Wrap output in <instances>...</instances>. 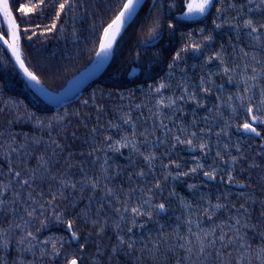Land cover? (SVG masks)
<instances>
[{
    "label": "trees",
    "instance_id": "obj_1",
    "mask_svg": "<svg viewBox=\"0 0 264 264\" xmlns=\"http://www.w3.org/2000/svg\"><path fill=\"white\" fill-rule=\"evenodd\" d=\"M46 2L51 4L53 0H46ZM80 2L86 6V18L85 8L76 10L75 19L72 10L69 9L67 14L57 21V27L52 32L40 35L37 31V35L31 41L22 40L23 58L30 68L36 69L42 77V83L53 92H57L69 77L80 71L95 53L91 43L83 42L86 32L80 33V43L71 42L73 28H86L93 22L102 27L114 15L111 10L115 7L112 0H80ZM160 2L161 0H146L137 12L138 15H143L141 9L147 10L152 3L159 5ZM169 2L171 0H164L165 18L162 19V24L166 29L168 18H176L178 20L176 32L170 37L165 31L163 38L155 41L149 48L146 56L156 50L161 53L160 62L152 65V71L149 74L144 71L148 67L147 59L139 63L135 60V53L138 50L142 51L136 46L140 44L141 39H146V29L145 32H141L140 24H133L131 21L123 36L119 37L118 43L114 45L115 51L111 54L103 73L87 85L74 100L58 107L43 103L27 88L12 65L6 49L0 45V186H6L4 194L0 196V200L4 201L0 204V229L7 232L10 222L14 225L19 222L21 215H26L24 205L30 203L25 199L29 191H32L34 197L42 193L43 201L51 199V194L55 193L57 200L54 204L65 211L67 218L74 220L75 229L81 233L79 242L85 243V236L91 232V235L87 236V250L83 256V264H177V262L191 264L190 261L184 259L185 250L178 246L183 241L173 235L177 229L180 235L187 234L186 221L188 219L199 220L200 227L204 229L224 222L227 231V225L235 223L232 217H243L241 223L246 222L249 225L247 229H241V231L245 235L246 242L252 245L251 264H258L255 259V249L260 245L262 235H264V215H262L264 213V146H262L261 138L255 137L254 134L237 133L235 127L228 130L230 132L228 136L217 137L215 135L224 126L223 120L219 118L213 123L216 97L220 95L221 99L225 100L228 95L237 90L236 80L229 83L227 77L220 73L217 66L218 61L201 69L203 56L200 59L187 57L186 75L189 77L190 85H197L195 89L190 86L189 91H196L199 98L204 101L205 107H197L196 103L186 97V102L177 104L179 111L162 110L166 116L172 117V120L164 121L169 127L179 128L183 125L189 133L197 132L195 147L189 149L186 144H178L170 156L163 155L171 147L170 142L167 146L153 148L152 151L158 158L154 161L152 169L147 167L142 156L131 155L128 147L120 148L118 152L107 147V144L118 141L124 133H131V126L123 123L125 114H128L132 122L136 124L138 132H144L146 129L151 132L155 123L156 134L155 136L149 135L150 141L157 137L164 138L165 133L158 127L159 120L154 121L151 118L154 100L149 97L148 87L156 84L168 72L167 63L171 54L182 47L185 42H191L187 40V33L193 32L191 39L196 42L203 39L198 31L200 28L205 29V35L211 33L213 41L205 49L203 55H210L223 45V58L228 61L230 67L233 65L234 56V63L242 67L241 48L249 53L254 50L251 47L253 42L245 32L241 31L237 36L229 25L215 29L212 20L216 15V6L220 5V0H214V6L205 16L191 18L180 15L183 11L184 0H177V7L171 13L167 9ZM231 2L236 4L237 8L228 9L229 0H224L223 7L226 11L222 18L236 15L239 5L246 3V0H231ZM244 12H247V8ZM29 15L32 17L31 20L18 21L21 31L29 26L36 30L34 28L36 24H39L41 28L49 25L54 11L46 8L42 12ZM258 18L257 15H253V19ZM133 19L135 20L136 17ZM217 23L220 21L218 20ZM244 60L251 63L250 58H244ZM193 64L196 65L194 69ZM248 71L250 73V69ZM209 72L219 73L213 76V91L200 93L198 87L200 77L203 75L207 78ZM178 80L179 74L171 81H165L170 83L171 87L162 90L164 95L172 94ZM221 84L224 85L223 93L219 91ZM93 93H95L94 100L91 99ZM176 95H179V91ZM85 99H89L87 106L81 103ZM137 104H142L143 108H136ZM208 108L213 109V115H209ZM222 111L224 119H227L229 110L226 106H222ZM206 115L209 116L207 122L204 120ZM57 116L64 118L57 120ZM193 120L196 121L195 126L192 123ZM49 123H51V128L47 126ZM42 124L44 126H41ZM110 124H118L120 127L111 128ZM208 125H212L211 135L205 134L203 139L210 145V150L205 153L199 148L200 129L207 128ZM93 128L96 129L95 134L92 132ZM260 130L258 127V131ZM105 136H111L112 141L105 142ZM137 139L143 140V137L138 136ZM21 145L24 147L21 148ZM225 145L228 147L225 148ZM12 148L16 151H11ZM148 148V145H141V150L144 152H147ZM217 151L221 152L222 157L216 156ZM193 156L203 164V170H198L197 173L186 177L181 176L177 180H173L172 176H168L167 181L164 180L166 173L160 167L162 162L168 164L170 160L175 161L180 165L181 171L187 172L196 163ZM38 157L47 162L46 167L40 166L41 162ZM230 157H236L234 164ZM105 161L107 162V179H101L100 187L95 192L90 186H86L81 192V182L86 177L97 175L103 177L101 165ZM9 167L12 173L21 172L20 179L37 171V178L31 188H20L12 174L9 173ZM212 167H216V178L208 180L204 177L203 171L210 170ZM229 168L233 172L231 182L227 177ZM141 169L149 173L145 179H139L135 175ZM169 170L173 175L177 171L174 165ZM152 172L163 185V194L154 191V200L156 203L164 202L167 209L161 215L154 214L151 220L147 217H138V223H143L145 227L142 229L137 227L131 234L127 232L128 222L122 223L119 234L126 241L129 235L136 241L134 249L128 253L127 244L124 246L118 244L117 230L113 227L114 222L119 220V216L113 210L117 206L116 197L123 200L129 189H138L140 185H144L146 189L152 187L155 183L150 174ZM129 173H132L131 181H129ZM61 177L77 185L75 190L64 189L63 198L60 195L59 180ZM190 184L196 185L195 189L190 190L188 187ZM104 185L112 188L116 195L107 196ZM17 191L21 194V200L14 202V194ZM173 191L175 196H170ZM142 195L138 190L136 191V197L142 198ZM89 197H93L90 210L91 219L97 218L96 209L100 204H104L100 218L107 222L103 233L99 236L96 235L95 229L90 224H85L83 220V212L89 204ZM101 197L104 199L101 200ZM129 198L133 203L137 202ZM182 201L190 207H183ZM109 202L112 204L111 208L108 206ZM217 203L225 207L220 209L211 207ZM241 204L248 209L247 213L240 208ZM119 207H123V204ZM13 208L17 210L14 215L11 212ZM204 208L215 213L212 220H209L207 215L200 216ZM34 225L31 229L33 232L39 227V221H35ZM192 231H198L195 223L192 225ZM219 234L220 229L217 228L216 235ZM19 235L18 230L10 234L11 243L7 249H0V260H5L6 264H14L18 258H22L25 264H30V262L31 264H53V261L47 257L40 259L39 249H36L35 255L17 251L16 241ZM38 235L39 239L43 240L46 236L67 237L69 233L65 231L64 225L52 220L48 229H41ZM190 239L193 240L195 247V237H190ZM97 244L100 247V255L96 254ZM154 244L157 246L153 247ZM114 245L116 252L113 254ZM238 246L239 241L231 249L230 257L228 256L229 250L225 249V259H229L231 264H236L241 252L245 251L241 249V252H237L235 247ZM72 248L78 249V244L73 243ZM55 264H63V260H57ZM209 264H216L214 252ZM242 264H248L247 256H244Z\"/></svg>",
    "mask_w": 264,
    "mask_h": 264
},
{
    "label": "snow or ice",
    "instance_id": "obj_2",
    "mask_svg": "<svg viewBox=\"0 0 264 264\" xmlns=\"http://www.w3.org/2000/svg\"><path fill=\"white\" fill-rule=\"evenodd\" d=\"M115 7L111 9L114 12L113 17L104 26L97 25L93 22L86 28L82 27L80 29L73 28L72 30V43L81 42V32H86L83 36V42L85 44L91 43L95 52V59L99 62L107 59L114 51V45L118 43V38L123 36V33L127 30L126 26L132 21L133 24H140L141 32H145L146 29V39H141L140 44L136 47L138 50L135 53L136 62H141L145 58L147 59L148 67L144 69L146 74L152 71V65L160 62L161 53L159 50L152 51L150 55L146 56L149 48L153 46L154 42L163 38L165 31L168 32L169 36H174L176 32V27L178 20L174 17H170L167 20L166 29L162 24V19L165 18V3L161 0L159 5L152 3L148 6L147 10L141 9L143 15H138L137 9L140 8L141 0H112ZM224 0H220V5L216 6V15L212 20V24L215 29H220L224 25H229L232 30L237 33L241 31L251 38L253 42L251 47L254 50L249 53L244 51L243 48L240 49L242 67L240 64H235V56L233 57V65L228 66V61L223 58V45L216 52H212L210 55H203L205 49H207L210 43L213 41V35L208 33L205 35V29L200 28L199 34L203 39L199 42L192 40L193 32L187 33V40L191 42H185L182 47L178 48L174 53L171 54V58L167 63L168 72L164 77H161L159 81L154 85H149L148 92L149 97L154 100L152 105V119L159 120V129L165 133L164 138L157 137L155 140H149V135L155 136L156 125L149 132L147 129L144 132H138L137 126L132 122L130 116L125 114V119L123 123L125 125L131 126V133H124L121 135L118 141L107 144V147L112 151L118 152L120 148L128 147L130 148L131 155L142 156L143 160L146 162L149 169L154 168V161L158 158L156 153L152 151L153 148H158L160 146H167L171 143V147L163 153L164 156H170L171 152L177 147V145H187L189 149L195 147V140L197 137V132L192 131L189 133L188 129L181 125L179 128L169 127L164 123L165 120H172L171 116H166L163 109H172L173 111H179L177 108L178 103L186 102L185 98L197 104V107H205L203 100L199 98V94L196 91H189L191 86L193 89L197 85H190L189 77L186 75L188 70L187 57L191 56L194 59H200L203 56L201 69L210 63L218 61V67L220 73L227 77L229 83L233 80L237 82V90L235 93L227 96L225 100L221 99L220 95H217V103L214 105L215 113L213 115V109L208 108L209 115H213V123L216 122L217 118L223 120L224 126L215 135L220 137L221 135L228 136L230 132L228 131L232 127H235L237 133L240 134H254L255 137L261 138L262 146H264V0H246V3L239 5V10L236 11V15L230 18H222L223 13L226 9L223 7ZM214 6V0H184L183 11L180 13L181 16L191 18L195 16H205L209 13L211 8ZM177 0H171L167 3V9L169 13L176 9ZM46 8L52 9L54 15L51 18V23L45 25L43 28L39 24L33 27H24L21 31L20 23L18 21L31 20L32 17L29 15L31 13L42 12ZM79 8H85V18L87 16L86 6L80 2V0H53L51 4H48L46 0H0V45L6 47L7 51L11 53L12 58H14L15 65L19 68V73H21L27 81H29L32 86L42 88V77L37 73L36 69L30 68L28 62L23 58V53L21 51L22 40L27 39L31 41L34 36L37 35L39 31L40 35H44L47 32H52L53 29L57 27V21L60 20L64 15L67 14L69 9L73 12V17L75 19L76 10ZM228 9H236L237 5L229 0L227 5ZM247 8V12L244 9ZM17 13L19 15H17ZM257 15L258 19H253V15ZM136 17L134 20L133 18ZM220 23H217V21ZM242 21V22H241ZM147 22V23H146ZM63 31V29H62ZM183 38V37H182ZM235 47V46H234ZM131 55V53H130ZM244 58H250L251 63L246 62ZM181 65H184L181 67ZM195 64L192 65L194 69ZM250 69V73L249 70ZM179 74V80L176 88L173 89L171 95H164L163 89L170 88L171 84L165 81H171L174 77ZM219 73L209 72L207 78L203 75L200 77L199 90L200 93H210L213 91L212 85L214 84L213 76ZM152 78V77H150ZM241 84L243 87L241 88ZM179 91V95L176 92ZM219 91L223 93L224 85L219 86ZM258 97V99H257ZM91 99H95V93ZM83 105L87 106L89 104V99H85L81 102ZM222 106H226L229 110V117L224 119ZM136 108L142 109V104H137ZM67 115V113L65 114ZM64 117L57 116V120H62ZM209 116L204 117L205 122H207ZM175 123V121H173ZM193 125H196V121L193 120ZM41 126H44L43 124ZM51 128V123L47 125ZM111 128H119L118 124H110ZM212 125H208L207 128L200 129V143L199 148L201 152L210 150V145L203 139L205 134L211 135ZM258 127L261 129L258 131ZM93 134H95L96 129H92ZM143 137V140H138L137 137ZM187 137V138H185ZM104 141H112L111 136H105ZM55 143V142H53ZM141 145H148V151L144 152L141 150ZM24 146L21 145V148ZM59 147V145H57ZM228 146L225 145V148ZM99 151L100 149H96ZM11 151H16L12 148ZM239 151V148H237ZM217 157H222L221 152H216ZM40 160L41 167H46L47 162ZM193 160L196 163L187 172L180 170V165L175 161L170 160L168 164L161 163L160 167L165 171L164 180L167 181L168 176H172L173 180L179 179L181 176H188L193 173H197L198 170H203L204 166L199 162V160L193 156ZM231 162L234 164L236 162V157H230ZM134 163V161H133ZM175 166L177 169L176 173L173 175L169 170L171 166ZM255 167V165H251ZM103 172V177L97 175L95 177H86L84 181L81 182V192L84 191L86 186H90L93 192H95L100 187V181L102 178L107 179V162L101 165ZM9 173L12 174L13 179L17 181L20 188L28 187L31 188L32 183L37 178V171L24 179H20L21 172L15 171L12 173L11 167H9ZM149 173H146L143 169L135 173L139 179H145ZM155 183L152 187L147 189L144 185H140L138 189H129L128 193L121 200L118 196L116 197V207L113 209L115 213L119 216V220L114 222L113 227L117 230V241L120 246L127 244L128 253L134 249L136 241L129 235L128 240L119 234L122 223L127 221L129 226L127 232L129 234L133 233V230L137 227L144 228L143 223H138L137 218L147 217L151 220L153 215H161L166 212L167 206L164 202L156 203L154 200V191H159L161 195L163 194V185L161 180L156 177L155 173H150ZM203 175L208 180H214L216 178V167H212L210 170L203 171ZM228 181H233V172L231 168L227 171ZM55 179V178H54ZM132 179V173H129V181ZM59 183L61 185L60 195L63 198L64 189L71 188L75 190L77 185L71 180L60 178ZM6 186H0V196L4 194ZM189 189H195L196 185H188ZM106 190L105 194L107 196L116 195L112 188L104 185ZM139 191L142 198L136 197V191ZM34 191V189H33ZM170 196H175V192L170 193ZM136 200L133 203L130 198ZM26 201L30 203H25L24 213L26 215H21L19 217V222L14 225L10 222L8 225L7 232L4 229H0V249H7L11 243L10 234L15 233L16 230L19 231L20 235L16 241L17 251L28 252L35 255L36 249H39L40 259L47 257L49 260L53 261V264L57 260L62 259L63 264H83V256L87 250V236L91 235V232L85 236V243H80V235L76 229L74 220L72 218H67L65 211L58 208L54 201L57 200L55 193L51 194V199L43 201V194L38 193L37 196H33L32 191H29L25 197ZM104 197H101L103 200ZM219 199V197H218ZM21 200V194L17 191L14 194V202H19ZM93 197H89V204L86 206L83 212V220L85 224H90L96 231V235H101L104 231L106 225V220L100 218V213L104 209V204H100L97 209V218H90V210ZM4 201L0 200V204ZM123 204V207L119 205ZM108 206L111 208L112 204L109 202ZM185 208L190 207V205L183 204ZM212 208L220 209L225 207L222 204L211 205ZM244 213L248 212L243 204L240 205ZM17 210L15 208L11 209L13 215ZM239 211V210H238ZM207 215L209 220H212L215 215L214 212L209 211L208 208H204L200 213V216ZM264 215V213H262ZM243 218V217H242ZM242 218H235L234 224L227 225V231L225 230V223L221 222L212 226L209 229H204L200 227L199 220L193 221L188 219L186 221L188 225L187 234L180 235L179 229L173 234L178 237L183 243L178 246L185 250L186 255L184 257L185 261H190L191 264H209V260L212 258L213 252L215 253L216 264H231L229 259H225V249H228V256H231V249L236 246L239 241V246L235 247L237 252H241V249H245L241 252L240 257L237 258L236 264H242L244 256L248 257V264H251V251L252 245L247 243L245 240V235L242 233L241 229H247L249 225L241 223ZM179 219V217H178ZM39 221V227L33 232L31 229L34 227V222ZM54 220L57 224H62L65 227V231L69 233L67 237L60 236H46L43 240L39 239V233L41 229L47 230L49 223ZM193 223L196 224L198 228L197 232L192 231ZM217 228L220 229V234L217 236ZM190 237H195V247L194 242ZM73 243L78 244V249H73ZM157 245L154 244L153 247ZM207 250V251H206ZM116 252V246H113L112 253ZM97 255H100V247L97 244ZM255 259L258 264H264V235H262L261 243L255 249ZM0 264H6L5 260H0ZM14 264H25L22 258H18ZM31 264V262H30ZM179 264V262H177Z\"/></svg>",
    "mask_w": 264,
    "mask_h": 264
},
{
    "label": "water",
    "instance_id": "obj_3",
    "mask_svg": "<svg viewBox=\"0 0 264 264\" xmlns=\"http://www.w3.org/2000/svg\"><path fill=\"white\" fill-rule=\"evenodd\" d=\"M145 1L146 0H141L140 7L144 4ZM139 9L140 8L137 9V12L139 11ZM4 48L6 49V47ZM7 53L12 65L14 66L15 70L17 71L27 88L43 103L53 107H58L64 103L74 100L87 85H89L103 73L111 57L110 55L107 59L99 62L95 59L94 53L93 57L84 68L69 77L66 80L65 84L57 92H53L46 88L43 83V90H40V88L38 87L32 86V84L27 81L21 73H19V68L15 65V61L14 58H12L11 53L8 51Z\"/></svg>",
    "mask_w": 264,
    "mask_h": 264
},
{
    "label": "rangeland",
    "instance_id": "obj_4",
    "mask_svg": "<svg viewBox=\"0 0 264 264\" xmlns=\"http://www.w3.org/2000/svg\"><path fill=\"white\" fill-rule=\"evenodd\" d=\"M144 3H145V2H144ZM0 20H2V18H0ZM87 64H88V63H87ZM87 64H86V65H87ZM86 65H85V66H86ZM85 66H84V67H85ZM84 67H83V68H84ZM46 88H47V87H46Z\"/></svg>",
    "mask_w": 264,
    "mask_h": 264
}]
</instances>
